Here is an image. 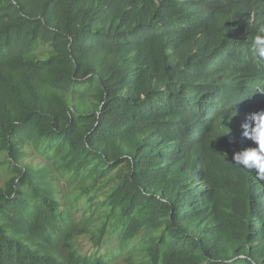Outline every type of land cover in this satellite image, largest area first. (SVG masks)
Returning a JSON list of instances; mask_svg holds the SVG:
<instances>
[{
    "label": "trees",
    "instance_id": "obj_1",
    "mask_svg": "<svg viewBox=\"0 0 264 264\" xmlns=\"http://www.w3.org/2000/svg\"><path fill=\"white\" fill-rule=\"evenodd\" d=\"M261 28L264 0H0V264H110L109 237L113 264H264L255 144L218 115L264 84Z\"/></svg>",
    "mask_w": 264,
    "mask_h": 264
},
{
    "label": "clouds",
    "instance_id": "obj_2",
    "mask_svg": "<svg viewBox=\"0 0 264 264\" xmlns=\"http://www.w3.org/2000/svg\"><path fill=\"white\" fill-rule=\"evenodd\" d=\"M250 49L264 61V28H261L250 41ZM252 64L249 62L246 66L254 67ZM244 80L247 86L240 91L241 96L235 112L227 115L218 114L222 122L229 127L221 135L229 133L243 135L254 142V147H245L234 152L232 163L249 172H255L258 179L264 180V84L246 76ZM231 98L236 99L233 96Z\"/></svg>",
    "mask_w": 264,
    "mask_h": 264
},
{
    "label": "rangeland",
    "instance_id": "obj_3",
    "mask_svg": "<svg viewBox=\"0 0 264 264\" xmlns=\"http://www.w3.org/2000/svg\"><path fill=\"white\" fill-rule=\"evenodd\" d=\"M49 52H50L49 48L47 47L42 48L39 51V56L44 57L46 55H49ZM0 162H1V159H0ZM4 178H5L4 171L0 163V185L2 181L4 180ZM81 243H82L81 247L83 251L91 252V250L93 249L91 242H89L86 238H82ZM103 252L107 255V259L109 260L110 264L120 262L123 260H127L126 257L128 256V253L126 252V250L120 249L116 241L112 239L111 237L107 238V240L105 241Z\"/></svg>",
    "mask_w": 264,
    "mask_h": 264
},
{
    "label": "bare ground",
    "instance_id": "obj_4",
    "mask_svg": "<svg viewBox=\"0 0 264 264\" xmlns=\"http://www.w3.org/2000/svg\"><path fill=\"white\" fill-rule=\"evenodd\" d=\"M249 2H250V1H249ZM255 4H256V3H255ZM250 6H251V5H250ZM250 6H249V7H250ZM256 11H257V10H256Z\"/></svg>",
    "mask_w": 264,
    "mask_h": 264
}]
</instances>
